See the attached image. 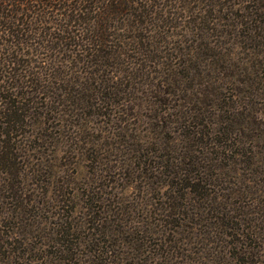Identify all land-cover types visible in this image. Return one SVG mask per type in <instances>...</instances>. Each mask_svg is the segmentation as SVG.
<instances>
[{"label":"trees","instance_id":"1","mask_svg":"<svg viewBox=\"0 0 264 264\" xmlns=\"http://www.w3.org/2000/svg\"><path fill=\"white\" fill-rule=\"evenodd\" d=\"M146 121L178 126L172 220L145 229L166 231L161 264H264V0H0L5 175L19 139L96 153ZM146 152L134 171L156 180Z\"/></svg>","mask_w":264,"mask_h":264},{"label":"rangeland","instance_id":"2","mask_svg":"<svg viewBox=\"0 0 264 264\" xmlns=\"http://www.w3.org/2000/svg\"><path fill=\"white\" fill-rule=\"evenodd\" d=\"M99 121L89 118L88 126H99ZM104 127L111 130V125ZM176 127L161 130L146 121L123 142L101 134L96 153L89 145L74 154L62 144L17 140V147L31 151L15 160L22 169L18 178L5 175L0 164V264H57L63 257H71L65 264H112L118 257L120 264H161V231H166L157 228L156 236L145 229H151L148 222L155 225L161 206L162 216L172 220L169 155ZM153 148H158L155 154ZM142 152L154 167L161 161L166 165L156 180H147L146 170L141 175L134 171ZM60 247L68 250L58 258Z\"/></svg>","mask_w":264,"mask_h":264}]
</instances>
